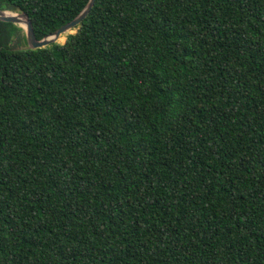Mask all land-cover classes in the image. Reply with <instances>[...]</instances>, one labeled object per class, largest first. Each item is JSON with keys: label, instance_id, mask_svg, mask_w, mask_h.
I'll return each instance as SVG.
<instances>
[{"label": "trees", "instance_id": "trees-1", "mask_svg": "<svg viewBox=\"0 0 264 264\" xmlns=\"http://www.w3.org/2000/svg\"><path fill=\"white\" fill-rule=\"evenodd\" d=\"M87 2L0 11L42 40ZM23 39L0 22V264H264V0H95Z\"/></svg>", "mask_w": 264, "mask_h": 264}, {"label": "water", "instance_id": "water-1", "mask_svg": "<svg viewBox=\"0 0 264 264\" xmlns=\"http://www.w3.org/2000/svg\"><path fill=\"white\" fill-rule=\"evenodd\" d=\"M95 0H88L84 9L70 22L66 23L59 29H57L52 34L48 35L47 37L43 38L42 40H37L31 21L27 14L25 13H15V15H7L8 11H0V22L4 23H11L20 27L24 31L25 40L28 49L35 50L45 48L51 44H58L60 38L62 36H67L70 34L76 33L78 28L80 27L83 20L87 17L90 10L92 9ZM66 42H63V44Z\"/></svg>", "mask_w": 264, "mask_h": 264}, {"label": "rangeland", "instance_id": "rangeland-1", "mask_svg": "<svg viewBox=\"0 0 264 264\" xmlns=\"http://www.w3.org/2000/svg\"><path fill=\"white\" fill-rule=\"evenodd\" d=\"M22 37H23V36H22ZM65 39H66V36H62V37L60 38L58 44H63V42L65 41ZM23 44H26V42L24 41V39H23ZM23 44L21 45V47H24Z\"/></svg>", "mask_w": 264, "mask_h": 264}, {"label": "bare ground", "instance_id": "bare-ground-1", "mask_svg": "<svg viewBox=\"0 0 264 264\" xmlns=\"http://www.w3.org/2000/svg\"><path fill=\"white\" fill-rule=\"evenodd\" d=\"M7 15H15V13L9 12V13H7Z\"/></svg>", "mask_w": 264, "mask_h": 264}]
</instances>
